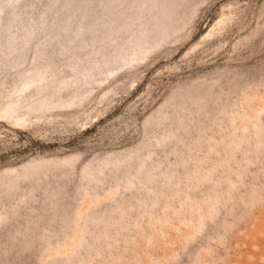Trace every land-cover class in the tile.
Here are the masks:
<instances>
[{"label": "rangeland", "instance_id": "374dc122", "mask_svg": "<svg viewBox=\"0 0 264 264\" xmlns=\"http://www.w3.org/2000/svg\"><path fill=\"white\" fill-rule=\"evenodd\" d=\"M0 264H264V0H0Z\"/></svg>", "mask_w": 264, "mask_h": 264}, {"label": "bare ground", "instance_id": "6f19581e", "mask_svg": "<svg viewBox=\"0 0 264 264\" xmlns=\"http://www.w3.org/2000/svg\"><path fill=\"white\" fill-rule=\"evenodd\" d=\"M139 48H140V46H139ZM35 77H37V79H38V81H40L39 83H41L43 80V75H40V72H36V75H35ZM33 80V79H32ZM38 83V84H39ZM31 86H33L32 85V83H31V81H29V82H27V81H25L24 83H23V85H22V89L24 90V89H27V88H29V87H31ZM56 162H58V161H56Z\"/></svg>", "mask_w": 264, "mask_h": 264}]
</instances>
